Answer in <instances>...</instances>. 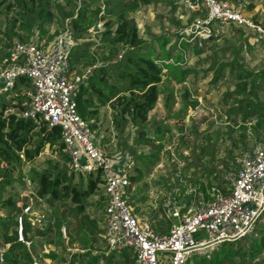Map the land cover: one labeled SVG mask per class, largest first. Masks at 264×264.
<instances>
[{"label":"rangeland","instance_id":"obj_1","mask_svg":"<svg viewBox=\"0 0 264 264\" xmlns=\"http://www.w3.org/2000/svg\"><path fill=\"white\" fill-rule=\"evenodd\" d=\"M136 1L138 8L130 16L144 43L151 44L159 52V44L164 38L169 40L165 45L166 51L175 50L177 39L190 41L184 30L193 13L186 11L179 0H149L148 3ZM226 1L242 7L246 16L264 26V0ZM82 3L92 9L98 5V1L76 0L77 7ZM46 7L53 14L52 23L45 22L43 32L40 33L39 29H35L37 23L34 14L28 10L27 0H0V48L7 47L13 39H35L45 43L52 41L54 35L69 25V18L63 21L61 11L62 14L71 12L73 4L69 5L66 0H48ZM27 19L32 23L29 31L21 29L22 26L27 27ZM105 21H96L95 27L89 28V34L78 40L81 46L76 56L84 47L87 56L72 67V76H87L94 66L105 65L110 68L115 60L127 52L128 48L121 44L116 45L115 54L110 52L112 47H101L108 42V37L102 34ZM11 28L14 35L9 39L5 33ZM113 29L114 26L111 27ZM201 48L196 53L182 54L180 67L188 71L184 81L178 82L165 69L162 70L160 86L165 91L158 95L154 107L147 115L150 121L148 127L156 126L164 131L162 141H154L152 144L138 142L140 125L135 126L127 115L120 116L119 103L114 99L99 107L97 121L90 128L109 156H120L140 168L141 177L134 182L130 180L131 187L124 188L122 193L128 197L133 212L139 218L145 217L157 232L168 231L170 207L185 205L189 198V205L197 204L204 198L201 185L208 195L215 185L227 188L229 178L240 168L244 157L255 146H263L262 136L257 135L253 129L255 122L249 118L250 112L244 119L242 110L247 103L264 107V73H260L264 72V40L259 41L252 34L239 31L234 26L214 25L212 39L205 41ZM233 61L251 75L238 79L235 70L229 71ZM92 62L95 65H90ZM222 64H225L224 68ZM112 73L107 77L109 82L113 81ZM243 80L247 83L245 86L242 85ZM185 90L188 93L186 98L183 96ZM11 96H6L5 100ZM152 153L154 158L147 160L146 156ZM18 154L20 161L14 165L13 181L3 197L11 195L20 208L13 227L17 231L18 240H22V236H19L22 218L28 222L27 234L31 243L26 241L25 245L31 249L32 264H78L79 254H86V250L91 255L98 254L96 264H107L102 257L109 253L103 240L106 197L102 184L86 199L84 212L75 215L72 210L75 204L70 201L59 200L50 204L46 199L39 198L35 182L31 180V170L57 167L69 173V163L59 150V142L52 146L45 144L31 160H27L21 152ZM133 164L127 169L128 177H137V173L132 170ZM1 166L7 165L2 162ZM213 170L220 183L218 185L214 182L209 186L208 180L211 181ZM86 180V175L73 172V182L81 181L84 187ZM6 214L0 208V215ZM244 242L241 239L240 243ZM221 244L196 254L208 257ZM7 246L0 239V264L1 254ZM168 258L165 253L164 260ZM234 261L237 264L263 262L264 251L250 262L242 261L240 256H236ZM82 264H89L87 256L82 258ZM223 264L234 263L227 261Z\"/></svg>","mask_w":264,"mask_h":264},{"label":"built area","instance_id":"obj_2","mask_svg":"<svg viewBox=\"0 0 264 264\" xmlns=\"http://www.w3.org/2000/svg\"><path fill=\"white\" fill-rule=\"evenodd\" d=\"M179 1L186 11L202 13L184 30L198 46L211 37L214 25L234 26L264 40V26L236 4ZM74 44L68 30L47 43L13 40L0 58V96H10L17 84V94H13L18 97L5 112L32 119L37 125L58 126L70 170L83 175L99 173L106 197L103 240L107 251L130 250L136 264H187L193 254L249 233L264 212V148L259 145L241 161L227 188L212 187L209 197L195 205L170 207L167 232L155 231L145 217L133 212L122 193L129 186L127 169L133 162L109 156L90 131L89 121L77 113L74 91L79 77L71 75L68 61ZM23 78L27 85L21 83Z\"/></svg>","mask_w":264,"mask_h":264},{"label":"trees","instance_id":"obj_3","mask_svg":"<svg viewBox=\"0 0 264 264\" xmlns=\"http://www.w3.org/2000/svg\"><path fill=\"white\" fill-rule=\"evenodd\" d=\"M23 1L21 0V2ZM35 1L27 0V7L29 12L35 16L37 23L35 29H39L40 33H42L43 24L45 22L48 24L52 23L53 14L46 7L48 0H37V5H35ZM66 1L69 5L73 4L71 12L62 14L61 11L63 21L69 18V25L66 28L62 25V30H68L75 42L68 55L70 71L74 65L79 63L81 58L87 56V49L85 47L76 56L77 50L81 46L78 44V40L89 34V28L95 27L94 23L100 19H106L104 22L105 30L102 31V34L108 37V42L102 44L101 47H112L110 48L111 54L117 52L115 48L117 44L128 48L127 52L123 56H120V59L115 60L111 64L110 68L105 65L94 66L89 75L85 76L81 74L78 76L79 80L74 91V100L79 116L89 121L88 127L90 129L97 121L99 107L104 106L107 101L114 99V101L119 103L120 109L118 111L120 116L127 115L135 126L140 125L138 142L144 141L152 144L154 141H162L164 131L159 130L156 126L153 128L148 127L150 121L147 120L148 112L154 107L158 95L165 91L160 86L163 75L162 70L165 69L167 74L173 76L178 82L184 81L188 71L182 70L180 67L182 54L185 52L196 53L202 49V45L198 46L196 40L177 39V45H175V50H173L175 52L172 50L166 51L165 45L169 40L164 38L159 44L160 51L158 52L151 44L144 43L138 34L134 19L130 16V13L138 8L136 0H101V2L99 0H92V2L98 1V5L93 9L89 8L86 3L79 4L77 7L76 0ZM140 1L143 3L149 2V0ZM201 14L200 12H194L191 19H188L187 24L195 16ZM26 23L27 27L22 26L21 29L29 31L32 23L28 19ZM112 26H114L113 30H111ZM238 30L241 31V29ZM5 34L11 39L14 35L12 28L6 31ZM211 39L212 35L208 41ZM13 40L7 47L0 48V58L6 53L7 48ZM19 40L24 42L33 41L38 44L42 43L35 39ZM170 59L171 61H169ZM90 65H95V63L92 62ZM224 66L225 64L221 65L222 68ZM234 70L238 79L251 75L249 72L242 70L235 61L231 62L229 71L233 72ZM111 73L113 74V81L109 82L107 77ZM260 73L264 72L260 71ZM20 81L27 85L26 79L23 78ZM246 84L243 80L242 85L245 86ZM252 85H254L253 82ZM17 86L15 84L14 90L10 93L12 96L8 100H5V95L0 96V208L4 209L7 213L6 215H0V239L2 244L8 245L1 254V264L33 263L31 249L25 245L26 241L31 243V238L27 234L29 232L28 222L25 218H22V240H18L17 231L13 227L20 208L17 206V200L11 195H8L6 198L3 197V193H5L13 181L12 171H14V165L20 161L18 152L23 153L27 160H31L42 150L45 144L52 146L59 142V150L62 152L65 160L68 161L67 156L62 150L63 145L60 140V129L58 126H48L46 123L37 125L32 119L17 118L15 115L5 112V109L18 97L13 94H17ZM183 96L185 98L188 97L186 90ZM261 106V104L247 103L245 109L242 111L244 119L247 117V113L250 112L249 118L255 122L253 129L257 135L262 136L261 142L264 148V107ZM114 120L117 122L116 116H114ZM153 155V153L148 154L146 156L147 160L154 158ZM137 157L139 158L140 156ZM2 162H5L7 166L2 167ZM132 170L137 173V177H128V188L132 185L131 181L138 180L142 175L140 168L136 165L134 166V164ZM73 172L70 170L68 173L65 169L55 167L40 171L31 170L30 175L31 180L35 182V191L39 198L46 199L50 204L59 200L63 202L70 201L75 204L72 208L73 214L80 215L84 212L86 199L95 193L97 186L102 184V182L99 173L96 175L93 173L86 174L87 180L83 187L81 181L79 183L73 182ZM212 175L211 181L208 180V185L212 186L214 182L219 185L220 180L215 175V170L212 171ZM214 188L221 189L222 187L215 185ZM201 191L204 199H207L209 195L205 193L203 185H201ZM190 200L189 198L186 201L185 207L190 204ZM258 220L260 221L258 222ZM241 239L245 242L240 243ZM262 251H264V212L256 220L248 236L222 243L218 249L212 250L211 255L208 257H199L198 254H193L187 264H223L227 261L237 264L234 261L236 256H240L242 261L250 262L258 257ZM85 253L79 254L78 264H82L84 256L88 257L89 264H96L99 257L98 254L91 255L88 250ZM102 257H104L107 264H136L132 251L126 249L110 251L106 254V257ZM191 259L193 260L191 261ZM255 264H264V261Z\"/></svg>","mask_w":264,"mask_h":264}]
</instances>
